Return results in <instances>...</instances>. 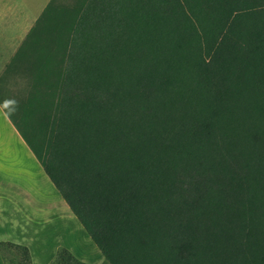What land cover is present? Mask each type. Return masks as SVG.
Returning <instances> with one entry per match:
<instances>
[{"label": "trees", "instance_id": "16d2710c", "mask_svg": "<svg viewBox=\"0 0 264 264\" xmlns=\"http://www.w3.org/2000/svg\"><path fill=\"white\" fill-rule=\"evenodd\" d=\"M16 56L37 145L12 122L104 262L264 264V0H49Z\"/></svg>", "mask_w": 264, "mask_h": 264}, {"label": "crops", "instance_id": "0c3cea01", "mask_svg": "<svg viewBox=\"0 0 264 264\" xmlns=\"http://www.w3.org/2000/svg\"><path fill=\"white\" fill-rule=\"evenodd\" d=\"M48 1L0 0V202L2 196L8 198L14 205V210L11 211H17V207L22 206L19 197L21 199L22 193H28L30 196L29 190L33 189H29L27 185L35 179L38 192L41 194L39 200L46 205L53 202L56 206L53 211H61L66 215L67 211L71 210L12 122L13 119L22 118V105L26 103L31 86L30 60L17 57L16 54ZM15 113L19 116L16 117ZM19 156L23 165L30 167V171L24 172L26 175L21 178L15 176V166L11 167L12 163H17ZM34 170L37 171V175L34 174ZM28 172L36 177L28 178ZM0 211L7 209L3 210L0 207ZM0 242L21 244L29 249L24 241L0 240ZM55 247L58 249L62 246ZM29 252L32 259L30 249Z\"/></svg>", "mask_w": 264, "mask_h": 264}, {"label": "rangeland", "instance_id": "374dc122", "mask_svg": "<svg viewBox=\"0 0 264 264\" xmlns=\"http://www.w3.org/2000/svg\"><path fill=\"white\" fill-rule=\"evenodd\" d=\"M62 1L72 4L74 0ZM14 115L19 116L16 113ZM16 121L21 130L36 146L37 143L27 123L21 118H17ZM22 162L19 156L17 163L11 165L12 168L15 166V176L18 178L25 176L24 172L30 171V167L23 165ZM34 174L37 175L36 170H34ZM34 174L32 176L28 172V178L36 177ZM27 187L33 190L28 189L30 196L28 193L21 194L19 202L22 206L19 205L17 211H11L14 210V205L8 198L1 197L0 207L3 210L7 209V211H0V240L24 241L25 244H28L32 253V259L28 264H50L57 250L55 247L57 245L67 248L77 259L83 262L108 264L103 261L101 252L70 211L64 215L61 211H53L56 207L53 202H50L49 205L41 202L39 200L41 194L38 192L35 179H32ZM5 259L8 261L12 259L20 264V258L14 254V251L5 250L4 256L1 257L0 255V264H5Z\"/></svg>", "mask_w": 264, "mask_h": 264}]
</instances>
